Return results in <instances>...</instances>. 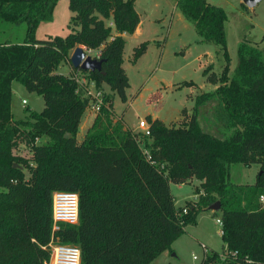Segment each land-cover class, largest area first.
<instances>
[{"label":"trees","instance_id":"trees-1","mask_svg":"<svg viewBox=\"0 0 264 264\" xmlns=\"http://www.w3.org/2000/svg\"><path fill=\"white\" fill-rule=\"evenodd\" d=\"M58 1L0 0V22L26 25L23 42H0V264L48 260L49 251L42 247L51 240L54 192L78 195V223L62 224L55 237L79 248L81 264H151L162 253H172L186 227L215 203L220 204L223 248H206L202 263L264 264V204L259 203L264 193V50L242 41L230 72L225 12L205 0H177L175 7L201 41L221 48V74L209 73L210 67L203 73L216 88L194 96L191 113L182 111L188 118L182 127L147 117L148 137L115 120L103 94L105 106L79 142L88 100L72 76L58 74L57 68L71 66L77 47L99 51L101 70L79 71L98 90L105 84L125 103L129 84L121 35H132L140 19L135 0H69V34L37 40L38 26L52 20ZM145 53L141 43L131 62ZM12 82L42 97L44 107L31 114L32 122L14 119ZM205 106L211 107L221 137L202 130L198 118ZM38 138L46 141L36 145ZM22 146L32 153L33 171L15 154ZM233 164L257 165L255 183H230ZM23 170L30 172L29 179ZM192 180L199 182L196 201L176 207L170 185Z\"/></svg>","mask_w":264,"mask_h":264},{"label":"rangeland","instance_id":"rangeland-1","mask_svg":"<svg viewBox=\"0 0 264 264\" xmlns=\"http://www.w3.org/2000/svg\"><path fill=\"white\" fill-rule=\"evenodd\" d=\"M176 1L135 0L141 32L137 38H127L124 46L122 68L129 84L125 91L127 101L121 102L107 85H102L101 91L110 99L115 120H121L124 128L134 133H141L139 122L146 121L148 116L161 120L169 127L185 125L188 118H183L182 111L191 113L194 96L216 88L206 82L204 71L210 67L209 73L218 76L225 65L220 46L201 41L194 26L175 7ZM205 1L225 12L224 32L230 72L237 66V48L242 41H248L264 50V0L251 9L245 6L247 10L241 7L243 0ZM68 4L69 0L58 1L52 20L38 26L35 32L37 40L65 37L69 34L72 13ZM110 24L111 22H106L107 26ZM25 34V24L0 22V42L21 43ZM141 43L146 44V53L133 64L131 61L134 49ZM73 72L68 63H62L57 68L58 74L66 76H72ZM189 82L193 83L192 87L184 84ZM11 90V113L14 119L32 122L31 114L42 111L44 107L42 97L28 92L17 82H12ZM23 100L26 101L25 105L22 104ZM210 113L211 107L201 108L198 118L200 126L204 132L221 137ZM86 117L94 120L96 114L85 110L78 128L79 142L91 127L85 130L86 124L83 121ZM45 141V138H38L35 144ZM15 154L25 162L30 171L36 168L29 148L22 146ZM23 171L25 178L29 179L30 172ZM258 172L257 165L245 167L242 164H233L229 168V182L239 186L253 185ZM197 185L195 180L182 185L171 184L170 193L175 205L184 207V203L193 197ZM217 220H220L219 211L201 212L197 216L196 224L187 226L185 233L172 244L173 252L162 253L151 264H201L204 257L202 244L215 252H221L223 242L221 226L217 224Z\"/></svg>","mask_w":264,"mask_h":264},{"label":"built area","instance_id":"built-area-1","mask_svg":"<svg viewBox=\"0 0 264 264\" xmlns=\"http://www.w3.org/2000/svg\"><path fill=\"white\" fill-rule=\"evenodd\" d=\"M82 49L86 56L93 60H100L99 51L87 50L83 47ZM72 79L77 84V91L81 92L82 96L88 100L86 110L97 115L100 109L105 106L103 92L96 88L94 81L87 74L79 70L73 72ZM22 104L25 105L26 101L23 100ZM139 130L144 137L150 135L149 125L146 121L141 120L139 122ZM144 154L146 159L150 160L148 153L145 152ZM259 203L264 204V193L259 196ZM187 212L188 210L183 208L181 214ZM51 219V240L47 246L42 247V249L49 251V258L43 264H81L79 248L61 244L55 237L62 224L76 225L78 223V195L75 193L54 192L51 199ZM217 224L221 226V220H217ZM202 248L205 254L206 247L202 246ZM235 254L236 252L233 255ZM201 264H203L202 261Z\"/></svg>","mask_w":264,"mask_h":264},{"label":"water","instance_id":"water-1","mask_svg":"<svg viewBox=\"0 0 264 264\" xmlns=\"http://www.w3.org/2000/svg\"><path fill=\"white\" fill-rule=\"evenodd\" d=\"M262 0H243L244 6L247 8H254ZM70 63L74 69H78L85 72L100 71L102 60H93L86 56L81 47H77L70 56ZM220 204L215 203L209 207L210 211H219Z\"/></svg>","mask_w":264,"mask_h":264},{"label":"crops","instance_id":"crops-1","mask_svg":"<svg viewBox=\"0 0 264 264\" xmlns=\"http://www.w3.org/2000/svg\"><path fill=\"white\" fill-rule=\"evenodd\" d=\"M134 7H135V4H134ZM135 10H136V7H135ZM138 14V13H137ZM139 19H140V17H139ZM139 25H140V23H139ZM138 25V27L136 28V30H135V32L132 34V35H128V34H122L121 36L124 38V40H125V43H126V41H127V38H137V37H139L140 36V26ZM148 117H151V116H148ZM152 119H157V118H153V117H151ZM83 119V118H82ZM159 120V119H158ZM92 119L91 120H89L88 119V117H86L85 118V120L83 121V123L84 124H86L85 125V130H87V128H89L90 126H91V124H92ZM161 121V120H160ZM164 123V122H163ZM165 124V123H164ZM166 125V124H165ZM138 131V130H137ZM136 132V131H135ZM196 181V180H195ZM197 184H199V182L197 181ZM196 198H197V195L196 194H194L193 195V197L189 200V201H196ZM177 207V206H176ZM202 246H205V245H203L202 244ZM206 247V246H205ZM207 248V247H206ZM208 249V248H207ZM209 250H212V249H209ZM213 251V250H212Z\"/></svg>","mask_w":264,"mask_h":264}]
</instances>
